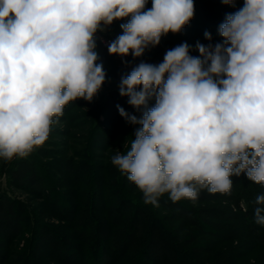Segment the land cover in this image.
Segmentation results:
<instances>
[{"label": "clouds", "instance_id": "1", "mask_svg": "<svg viewBox=\"0 0 264 264\" xmlns=\"http://www.w3.org/2000/svg\"><path fill=\"white\" fill-rule=\"evenodd\" d=\"M147 3L0 0V158L27 157L46 142L70 101L97 95L106 79L97 31L128 18L108 52L138 58L194 17L193 0ZM218 32L222 43L197 41L198 57L184 42L161 63L141 62L121 78L119 94L141 115L117 109L140 127L111 164L145 204L159 207L164 194L172 202L196 201L202 189L230 194L231 178L242 173L264 185V0H244ZM204 37L212 40L208 31ZM255 203V222L264 225V195Z\"/></svg>", "mask_w": 264, "mask_h": 264}, {"label": "trees", "instance_id": "2", "mask_svg": "<svg viewBox=\"0 0 264 264\" xmlns=\"http://www.w3.org/2000/svg\"><path fill=\"white\" fill-rule=\"evenodd\" d=\"M205 16L208 22L211 17L218 24L225 19V14L212 10ZM96 51L97 62L103 64L108 76L116 72L126 75L111 69L112 55L99 40ZM125 58L139 57L129 54ZM121 97L118 102L107 97L104 104L112 127L95 126L91 137L74 147V153L83 161L59 156L43 163L37 150L10 165V183L23 193L43 198L46 207L40 204L35 208L27 196H0V264H244L242 260L252 255L248 246L238 248V252L227 249L231 241L246 233H251L259 244L264 243V225L257 224L254 216L256 197L264 195V185L249 181L242 173L231 178L230 194H210L202 189L196 201L178 202L164 194L158 198L159 208L171 211L173 218H167L171 222L177 218L180 221L177 227L166 223L160 209L145 204L142 192L111 164V157L121 145V153L126 154L135 129L140 127L127 123L119 114L117 105L130 114L141 115L128 104V97ZM80 100L70 101L66 111L70 112ZM154 103L152 100L149 105ZM126 140L127 144L122 143ZM92 149L110 154L94 155ZM44 182L50 183L48 190L43 188ZM33 183L36 186L31 187ZM243 191L248 207L246 212H235L230 203ZM58 208L60 213L55 211ZM28 232L29 247L18 251V243ZM40 235L45 241L37 246Z\"/></svg>", "mask_w": 264, "mask_h": 264}, {"label": "rangeland", "instance_id": "3", "mask_svg": "<svg viewBox=\"0 0 264 264\" xmlns=\"http://www.w3.org/2000/svg\"><path fill=\"white\" fill-rule=\"evenodd\" d=\"M193 2L195 5L194 17L181 30V32L176 34L169 32L166 36H162L159 45L155 47L150 46L145 50L144 54L136 60H127L125 57L122 58L119 55H112L111 69L122 70L126 73V75H128L132 69L141 62L159 64L163 61L167 50L172 49L184 42H187L192 46L190 55L198 57L200 54L195 48L197 41L204 45H208L209 43H222L223 40V38L216 33V29L218 30L220 24L212 20L211 17L208 22V20H206L205 14L209 13L211 10L218 12L221 15L233 13L243 7L244 0H236L235 7L225 5L221 2V0H193ZM146 8H151V0H148ZM200 9L204 10L201 11ZM127 20L128 18H125L124 20H115L110 26L107 27L106 30L97 31L95 34V41L99 40L98 37L103 39L110 38L112 41H114L119 35L123 34V30L121 29L120 25L127 23ZM207 23L209 25H207ZM206 27H208V29H206ZM205 31H208L211 34V41L205 39ZM121 73H112L110 76L106 74L104 84L91 102L81 99L78 105L70 112L66 111V107L64 108L63 115L56 118L59 122L52 125L50 135L46 142L42 146L33 150V152H38L40 150V153L43 154L42 156L41 154L38 155V159H40L41 162L51 163L54 157L59 156L68 158L73 157L78 161H83L82 158L76 156L73 149L78 143L85 142L87 137H91L92 130L95 126L98 128L105 127L106 129H110L112 127V123L108 122L106 118L107 112H104V104L107 97L110 101L117 100L118 102L120 99H118V96H121L119 94V83L123 77ZM125 142L126 141L122 143L125 144ZM89 143H91V141ZM122 146L123 145H121V148L117 149L120 153ZM92 153L94 155L110 154V152H102L100 150L97 151L96 149H92ZM19 158L20 157H14L11 161H5L3 158H0V196L5 195L9 198L16 199H21L27 196V198L29 197L32 199L31 202L35 208H37L40 204L45 205L43 198H34L32 195L30 196V194L23 193L22 190L10 183L8 170L10 167H12L10 165L13 163V161ZM48 167H51L52 171L53 169L56 170L54 166ZM49 184L44 182L42 186L45 190H48ZM34 186L36 185L33 183L31 187ZM246 202L248 201L246 200L245 192L243 191L240 193L239 199H236L235 202L230 204L232 205V208L235 212L239 211V209H242L243 212H246L248 207ZM57 203H60L59 199ZM193 206H196V204L194 203ZM158 209H160V214L163 215V220L165 219L164 221H166V223H171L173 227H177V225L180 223L178 218L174 220V222H171L172 220L167 219L172 217L170 210H161L159 207ZM55 211L60 213V208ZM44 221L47 220L44 219ZM51 222L62 223L61 220H51ZM29 234L30 232H28V234H26L25 237L20 240V243H18V251H23L25 248L29 247ZM169 237V240H171L172 237L170 235ZM36 241V245L39 246L42 244V241H45V237L40 235ZM242 247L250 249L248 251L249 253H252L249 259L244 258V260H242L244 264H264V243L259 244L251 233H246L241 239L231 241L227 251L232 249L235 251L237 250L238 252V248L242 250Z\"/></svg>", "mask_w": 264, "mask_h": 264}, {"label": "built area", "instance_id": "4", "mask_svg": "<svg viewBox=\"0 0 264 264\" xmlns=\"http://www.w3.org/2000/svg\"><path fill=\"white\" fill-rule=\"evenodd\" d=\"M98 39L106 48H108V45L112 42V40L110 38L103 39V38L98 37Z\"/></svg>", "mask_w": 264, "mask_h": 264}]
</instances>
